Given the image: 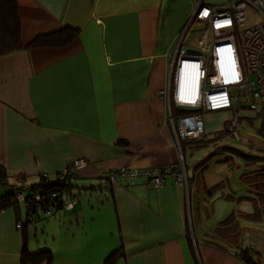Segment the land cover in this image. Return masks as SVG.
Listing matches in <instances>:
<instances>
[{"label": "crops", "instance_id": "0c3cea01", "mask_svg": "<svg viewBox=\"0 0 264 264\" xmlns=\"http://www.w3.org/2000/svg\"><path fill=\"white\" fill-rule=\"evenodd\" d=\"M16 4L23 46L0 54V164L17 185L73 166L75 203L40 225L25 220L26 202L15 196L17 203L0 211V264H24V240L29 248L51 247V261L37 264H105L115 251L121 264H248L232 247L203 242L210 230L202 215L193 222L192 183L168 175L155 187L142 175L106 177L124 166L149 169L182 157L193 164L177 141L167 93L194 0ZM67 26L78 28L69 41L28 46ZM8 190L0 185V196ZM242 240L248 243L244 233Z\"/></svg>", "mask_w": 264, "mask_h": 264}, {"label": "built area", "instance_id": "2783aa9c", "mask_svg": "<svg viewBox=\"0 0 264 264\" xmlns=\"http://www.w3.org/2000/svg\"><path fill=\"white\" fill-rule=\"evenodd\" d=\"M194 2L178 35L167 93L175 106L191 108L170 118L178 142L202 132L204 112L231 108L237 103L246 104L264 121V1ZM233 121V135L239 139L237 118ZM84 162L80 159L76 164ZM72 171L73 166H69L55 178H65ZM136 175L144 176L155 187L161 186L168 175L188 186L190 172L182 157L178 162L149 169L124 166L106 177L116 180ZM41 197L40 193L32 194L37 202ZM16 198L25 200L22 192ZM74 203V199L69 200L64 207L71 209ZM50 213L47 206L44 214Z\"/></svg>", "mask_w": 264, "mask_h": 264}, {"label": "trees", "instance_id": "16d2710c", "mask_svg": "<svg viewBox=\"0 0 264 264\" xmlns=\"http://www.w3.org/2000/svg\"><path fill=\"white\" fill-rule=\"evenodd\" d=\"M77 32L78 28L67 26L53 33L37 36L28 46L40 45L44 41L46 43L55 42L56 44H62L72 39ZM22 46L20 19L16 0H0V54ZM240 107H247V105L237 103V105L226 109L235 112V117L240 120H252V117L238 115ZM190 109L173 106L172 114L176 116L179 111H182L180 114L187 113L191 111ZM256 116L260 118V122L256 128L260 140L257 143H247V148H241L233 143L224 141L228 137L235 139L233 130L230 131L227 127L206 131L199 136L181 139V145L185 148H190L192 151L202 146H212V151L192 165L186 163L189 172L191 171L189 184L192 183L194 185L195 194L193 195V200L195 203L201 199L203 193L208 196L220 193L218 197L226 199H251L255 208L253 217L257 218L261 213H264V121L257 113ZM119 142L127 143L125 139H120ZM259 142H262V144H259ZM212 162L221 163L227 166V168L229 167L234 170V175H231L227 180L225 176L224 178H220L217 183L206 185L203 178L204 173L207 172ZM73 175L74 171L62 179L40 175L38 182L31 183L30 185H24L23 183L17 185V183L9 181L6 169L0 164V185L9 189L7 193L0 196V211L11 204L15 205L17 203L14 199L16 194L25 190L27 194H24L26 196L25 209L27 215L25 220L39 221L42 218H47L49 215L62 209L64 203L74 199L72 190L70 189V181ZM16 178L23 179L25 175L19 174ZM233 178L238 182V186H232ZM218 183H222L225 187L227 186V188H230V191L221 189L220 186L218 187ZM241 190L245 192H241ZM36 192L42 196L38 202L32 199V194ZM53 192H56L55 196H52ZM208 196L200 200V206L196 207V210L200 208L203 211L202 218L204 220L211 215L212 203L209 202ZM47 206L51 209L49 215L44 214ZM243 233L244 227L239 223L236 213L231 212L224 219L218 221L215 228L209 231L202 240L207 245H226L227 247L234 248L236 255L248 264H264L261 260V252L251 244L243 243ZM116 253L117 251L109 255L105 260V264H121L117 263L114 258ZM52 254L53 252L49 245L39 244L35 248H29L24 240L21 261L24 264H37L43 261L50 262Z\"/></svg>", "mask_w": 264, "mask_h": 264}, {"label": "rangeland", "instance_id": "374dc122", "mask_svg": "<svg viewBox=\"0 0 264 264\" xmlns=\"http://www.w3.org/2000/svg\"><path fill=\"white\" fill-rule=\"evenodd\" d=\"M235 115V112L227 109L213 112H205L203 114L204 128L202 132L196 136H199L206 131L215 130L222 127H227L230 131H234L236 128V126H233V120L234 118H236ZM238 115L252 117V120H240L237 118V123L239 127V140H235L236 138L233 139L231 137H228L224 141L233 143L234 145L241 148H247V143H257L260 140V137L257 135L258 133L256 131L258 123L260 122V118L256 116V113L253 110H250L247 107H240L238 110ZM259 144H262V142H259ZM210 151H212L211 145L202 146L197 149H194L193 151L190 148H187V162L194 163L205 155H207ZM233 172L234 171L232 169H230L229 167L227 168V166L221 163L212 162L207 172L204 173V182L206 183V185H212L214 183L219 182L220 178H224L225 176L227 180L231 175H233ZM218 184V187L220 186L221 189H228L227 186L225 187V185H223L222 183ZM23 194L27 195L25 190H23ZM219 194L220 193H215L211 196H208L203 193L201 199H199L197 203H195L194 200L192 201L191 209L194 224H197V218L203 216V211L200 208H197L198 210H196V207L200 206V200H202L203 198L205 199L208 196L209 202L212 203V207L211 215L209 218L206 219L205 226L211 231L215 228L218 221L224 219L229 213L235 212L239 223L245 229L244 236L248 240V243H250L256 249L262 250L261 260H264V257H262V254L264 255V213H261V215H259L257 218L253 217L252 215H254L255 213V208L251 199H226L218 197ZM45 219L47 218H42L39 220L40 225L45 222Z\"/></svg>", "mask_w": 264, "mask_h": 264}, {"label": "water", "instance_id": "95a60500", "mask_svg": "<svg viewBox=\"0 0 264 264\" xmlns=\"http://www.w3.org/2000/svg\"><path fill=\"white\" fill-rule=\"evenodd\" d=\"M190 173H191V171H190Z\"/></svg>", "mask_w": 264, "mask_h": 264}]
</instances>
